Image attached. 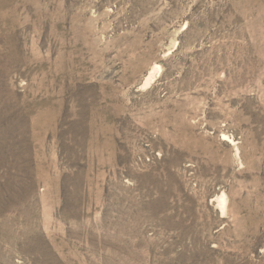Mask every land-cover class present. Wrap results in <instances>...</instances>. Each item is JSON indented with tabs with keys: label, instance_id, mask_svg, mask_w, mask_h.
<instances>
[{
	"label": "rangeland",
	"instance_id": "obj_1",
	"mask_svg": "<svg viewBox=\"0 0 264 264\" xmlns=\"http://www.w3.org/2000/svg\"><path fill=\"white\" fill-rule=\"evenodd\" d=\"M0 264H264V0H0Z\"/></svg>",
	"mask_w": 264,
	"mask_h": 264
},
{
	"label": "bare ground",
	"instance_id": "obj_2",
	"mask_svg": "<svg viewBox=\"0 0 264 264\" xmlns=\"http://www.w3.org/2000/svg\"><path fill=\"white\" fill-rule=\"evenodd\" d=\"M158 67V66H157ZM225 137V136H224ZM221 199H220V202H218L219 204H221V205H223V203H224V200L222 199L223 197H220Z\"/></svg>",
	"mask_w": 264,
	"mask_h": 264
}]
</instances>
